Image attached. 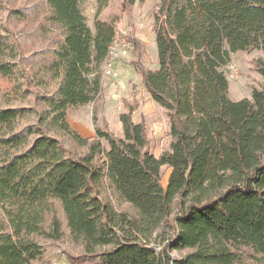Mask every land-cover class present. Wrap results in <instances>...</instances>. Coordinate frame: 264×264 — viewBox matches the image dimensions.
Wrapping results in <instances>:
<instances>
[{
  "label": "trees",
  "instance_id": "16d2710c",
  "mask_svg": "<svg viewBox=\"0 0 264 264\" xmlns=\"http://www.w3.org/2000/svg\"><path fill=\"white\" fill-rule=\"evenodd\" d=\"M107 1L91 28L81 0H37L52 38L36 63L10 24L26 9L0 0V264H45L60 241L79 250L59 251L72 263L264 264V58L250 97L231 99L223 70L233 52L264 50V0L155 4L157 67L132 63L168 123L158 156L135 102L122 99L121 136L68 121L102 90L117 32L99 16Z\"/></svg>",
  "mask_w": 264,
  "mask_h": 264
},
{
  "label": "rangeland",
  "instance_id": "374dc122",
  "mask_svg": "<svg viewBox=\"0 0 264 264\" xmlns=\"http://www.w3.org/2000/svg\"><path fill=\"white\" fill-rule=\"evenodd\" d=\"M5 2L8 6H22L26 9L27 16H25L23 20L20 21L13 18L10 20V24L14 27L18 39L23 42L30 53L34 55L36 63L46 61L48 57L46 54L47 48L51 45L52 30H50V28H48L49 30L46 29L43 21V11L36 7L37 0H5ZM157 2L158 0L136 1L132 8L128 9V7L124 6L123 0H108L106 6L100 11L99 16L102 19H117V31L127 30L129 37L132 35L131 37L133 38L135 36L130 33L128 28L130 22L134 21L138 25L137 29L139 33H142L149 40L151 32H154L152 9ZM80 6L86 16L87 24L93 28V18L97 6L96 0H81ZM126 52L131 53L132 59L139 62L143 68L154 67L155 54L153 49H150L148 46H144V55L142 57H136L135 53L126 49L116 61L122 60ZM259 58H264V50L257 49L251 52L239 50L230 54V61L223 67V70L229 80V96L231 99L236 100L242 97H250L251 90L254 87L260 86L262 77L255 68V60ZM114 68L116 75L112 77H105L102 70V90L95 100L68 109L67 117L69 123L83 136H90L91 127H94L93 122L101 126L105 121L110 131L115 135L121 136L122 128L120 129L118 127L117 121L119 120L115 112L123 110L124 105L122 99H126L131 103L135 102L138 106L143 102L144 93H147V91L144 88L142 78L137 72L132 60L124 62L122 66L118 67H115L114 64ZM111 83H113V88L111 90L107 89ZM131 85H133V87H131ZM130 87L132 91L127 92L130 91ZM138 87H140V92L136 90ZM130 93L132 95L131 100L127 99L130 97V95L127 96ZM136 95H138L137 99L135 98ZM107 96L111 98V100L106 99ZM161 111L162 114L159 112V115H149L144 119L149 150L154 154H159L162 150L167 149L170 139L166 134L168 129L166 116L163 109ZM138 116L139 115H135L136 118ZM157 130L160 134H155ZM104 146L107 147L106 142ZM160 171L161 183L164 186L168 177L169 168L167 165H162ZM60 250H70L72 252L79 251L66 241H60L56 246L46 243L45 255L46 257L49 254L53 257L55 255L63 257L59 252ZM183 252L184 251H172L171 254L176 257ZM240 264L262 263H256L255 261L246 259Z\"/></svg>",
  "mask_w": 264,
  "mask_h": 264
},
{
  "label": "crops",
  "instance_id": "0c3cea01",
  "mask_svg": "<svg viewBox=\"0 0 264 264\" xmlns=\"http://www.w3.org/2000/svg\"><path fill=\"white\" fill-rule=\"evenodd\" d=\"M137 28H138V25L136 24V22H134V21L130 22V25H129L128 29H129L130 33L133 34L135 37L134 38L132 37V47L129 49V51L130 52L132 51V53H135V56H137V57H139V56L142 57L144 55V52H143L144 46H148L150 49H153L155 57H154V67H152L151 69H155L157 67L156 66V64H157V53H156V44H155V33L151 32L150 38L148 40V38H146L142 33H139ZM133 39H136L139 42V44H140L139 47L138 46L137 47L134 46ZM131 60H132L131 53L126 52V54H125V56H124V58L122 60L115 62V67L122 66V64L124 62H129ZM112 85H113V83H111V85L109 84L107 89L111 90L113 88ZM123 86L126 87L125 85H123ZM131 87H133V85H131ZM131 87L129 89L130 91H127V92H131L132 91ZM139 89H140V87H138V89L136 88V90H139ZM139 92H140V90H139ZM228 94H230L229 93V89H228ZM129 95H130V97H128L127 99L131 100V98H132L131 93L128 94L127 96H129ZM138 95L135 96L136 99L138 98ZM106 99L111 100V98H109L108 96L106 97ZM108 104H109V102H108ZM161 110H162L161 107L151 98V96L147 92V93H144L143 102H141V104L138 106V108H136L133 111L132 119H133L134 122H138V121L141 120V116H143L144 119H145L149 115H156V114L159 115V112L162 114ZM119 113H120V111L119 112L118 111L115 112V115H117V119H118ZM102 115H104V114H102ZM135 115H139V116L136 118ZM117 124H118V127L121 129V123L119 121H117ZM74 127H76V126H74ZM93 128L94 127L92 126L91 127V133L89 134L90 136H93V132H94ZM158 132L159 131L157 130L155 132V134H160ZM154 155L158 156L159 154H154ZM46 260H47V262L45 264H88V263H72V262H69L68 260H66L64 257H61V256L59 257L57 255H55L53 257L51 254H49L46 257Z\"/></svg>",
  "mask_w": 264,
  "mask_h": 264
},
{
  "label": "built area",
  "instance_id": "2783aa9c",
  "mask_svg": "<svg viewBox=\"0 0 264 264\" xmlns=\"http://www.w3.org/2000/svg\"><path fill=\"white\" fill-rule=\"evenodd\" d=\"M131 47L132 37H129L127 30H118L108 46L107 55L102 65V70L105 77H112L116 75L114 68L115 61L121 57L124 50L130 49ZM32 264L40 263L33 262Z\"/></svg>",
  "mask_w": 264,
  "mask_h": 264
}]
</instances>
